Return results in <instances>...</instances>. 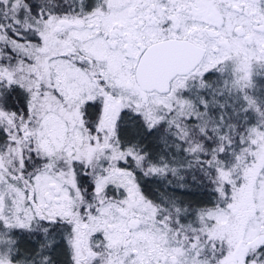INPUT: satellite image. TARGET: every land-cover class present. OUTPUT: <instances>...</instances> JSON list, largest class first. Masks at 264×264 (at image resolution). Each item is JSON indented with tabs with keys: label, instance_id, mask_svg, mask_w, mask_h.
<instances>
[{
	"label": "snow or ice",
	"instance_id": "obj_1",
	"mask_svg": "<svg viewBox=\"0 0 264 264\" xmlns=\"http://www.w3.org/2000/svg\"><path fill=\"white\" fill-rule=\"evenodd\" d=\"M0 264H264V0H0Z\"/></svg>",
	"mask_w": 264,
	"mask_h": 264
}]
</instances>
